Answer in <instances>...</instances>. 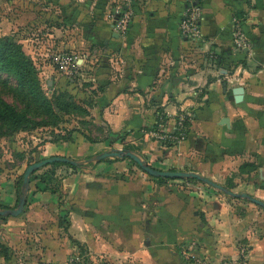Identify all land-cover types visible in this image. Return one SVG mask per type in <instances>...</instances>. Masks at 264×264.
I'll return each mask as SVG.
<instances>
[{"label":"crops","instance_id":"0c3cea01","mask_svg":"<svg viewBox=\"0 0 264 264\" xmlns=\"http://www.w3.org/2000/svg\"><path fill=\"white\" fill-rule=\"evenodd\" d=\"M82 1L47 5L87 25L80 38L97 45L101 88L92 124L68 141L47 142L43 156L85 158L130 144L156 169L195 171L263 201L264 0H128L123 8L132 15L122 33L103 0L91 1L92 16ZM190 2L201 8L198 41L179 33ZM234 15L244 17L248 49L234 47ZM180 113L189 116L180 142L148 133L158 114L171 130ZM57 172L56 192L30 180L24 210L8 220L37 232L41 261L62 263L84 247L110 264H198L180 254L189 247L209 264H264V208L246 199L189 183L198 180L160 182L127 158ZM0 196L16 205L13 184Z\"/></svg>","mask_w":264,"mask_h":264},{"label":"rangeland","instance_id":"374dc122","mask_svg":"<svg viewBox=\"0 0 264 264\" xmlns=\"http://www.w3.org/2000/svg\"><path fill=\"white\" fill-rule=\"evenodd\" d=\"M48 1L51 0H0V38L9 37L22 46L37 68L40 83L46 95L51 100L61 96L64 107L57 113L56 119L40 112L33 116L35 120H46L47 126H35L32 123L28 124L24 130L14 133L8 130L0 136V192H6L7 183L13 184L16 199L15 183L19 175L28 164L46 158L43 153L47 152L44 148L47 142L66 141L63 137L67 136L71 129L79 132L80 129H87L88 125L92 124L90 109L94 106V97L101 88V85L95 82V68L99 63L97 45L80 38V34L85 31L87 25L78 22L72 15L62 14L64 11L59 7L51 8L47 5ZM91 1L93 0H83L82 7L86 8L92 16L95 4ZM103 1V9L108 6L111 15L114 16L116 5H123L128 0ZM51 11L55 14L53 18ZM26 13L28 16H24ZM0 77L2 79L6 75L1 74ZM13 83L14 81L9 79L7 84L11 85L4 88L3 97L6 101L22 107L23 104L19 103L18 97L21 96L18 95L20 92L18 91L17 96ZM55 109L57 111V107ZM90 134L97 139L102 136L99 132ZM118 137L119 135L111 136L113 141ZM130 146V144H122L116 148L125 149ZM63 165L65 164L60 162L51 163L38 169L36 173L52 171L55 174L52 178L56 180H53L56 184L61 176L57 171ZM189 183L215 189L200 181ZM1 203H4V199L0 196V205H3ZM10 217L0 216L2 229L0 242L4 245L6 255V257L0 256V264H53L41 261L36 239L37 232L27 230L25 226L13 225L8 221L12 219ZM54 264L110 263L93 259L87 249L76 247L65 262Z\"/></svg>","mask_w":264,"mask_h":264},{"label":"trees","instance_id":"16d2710c","mask_svg":"<svg viewBox=\"0 0 264 264\" xmlns=\"http://www.w3.org/2000/svg\"><path fill=\"white\" fill-rule=\"evenodd\" d=\"M1 74H5L6 77H0V136L5 134L8 130L10 133H14L19 130H24L27 128L28 124H35V126H47L48 123L46 120H35L33 116L38 114L39 112L45 114L49 117L57 118V113L63 110V103L62 97H56L54 100H51L44 90L42 89L39 75L35 64L33 63L32 59L24 52L22 46L10 39L9 37L0 38V76ZM9 79L14 81L13 89L18 94L20 92L21 96L19 103L23 104L22 107H19L13 103H10L5 100L3 97L4 88L6 86L9 87L11 84H7ZM35 106H34V105ZM57 111H56V107ZM160 116L163 117V121L165 122V116L162 114H158L153 125L156 126V122L159 121ZM189 125V121H185L186 126V133L187 127ZM152 129V128H150ZM77 131L76 129H71L67 136L63 137V140H70L72 137V133ZM90 141L92 139L88 138ZM131 149H136L133 146H130ZM115 159V158H114ZM128 159V158H127ZM110 160V158L104 159ZM131 163L135 164L137 167L138 165L128 159ZM59 163V162H55ZM54 164V163H52ZM65 164V163H61ZM73 169L79 168L75 166H71L69 164H65ZM139 168V167H138ZM55 172V171H54ZM55 174L52 171H42L40 174H37L36 171L31 174L30 180H38L44 184V189H50L51 191L56 192L58 190L59 182L56 184L54 181L55 179L52 178ZM160 182H165L172 178H165V177H157ZM54 180V181H53ZM189 180H196V179H186ZM22 184V174L19 175L16 183L15 188L17 192V199L18 194L20 192V186ZM36 188L42 189L39 186ZM17 201V200H16ZM0 207H7L4 205H0ZM2 217V216H1ZM1 227H0V234H1ZM4 245L0 242V256L6 257L5 250L3 249Z\"/></svg>","mask_w":264,"mask_h":264},{"label":"water","instance_id":"95a60500","mask_svg":"<svg viewBox=\"0 0 264 264\" xmlns=\"http://www.w3.org/2000/svg\"><path fill=\"white\" fill-rule=\"evenodd\" d=\"M107 158H115V159H131L134 161L138 167L145 173L153 177H165V178H172V179H196L201 181L205 184L212 186L213 188L227 194L230 197L246 199L262 208H264V201L251 196L245 192L236 193L225 186L216 183L215 181L195 172V171H182V170H160L150 166L147 160L144 158L143 155L134 151L130 148L119 149L116 147H111L104 151L95 153L89 157L85 158H72L68 156H60V155H53L46 158H43L39 161L30 163L26 166L22 173V184L20 186V192L18 194V199L16 205L14 207H0V216H18L24 210L28 191L30 188V176L32 173L44 167L48 164L60 162L69 164L75 167H87L91 164L98 163L103 161Z\"/></svg>","mask_w":264,"mask_h":264},{"label":"built area","instance_id":"2783aa9c","mask_svg":"<svg viewBox=\"0 0 264 264\" xmlns=\"http://www.w3.org/2000/svg\"><path fill=\"white\" fill-rule=\"evenodd\" d=\"M117 5L115 8V14L117 15L116 30L119 32H125L128 29L132 11L130 9L123 8L124 5ZM201 20V8L197 4L190 2L184 8L181 19L179 21V33L182 37L191 41H198L201 37L200 30ZM244 17L240 15H234L231 18L232 23V41L234 47L237 50H244L250 47V43L245 37L243 30ZM188 115L180 113L176 116L174 129L167 130L163 117L160 116L159 121L156 122V126L151 127L148 133L157 141L175 143L180 142L186 136L185 121L189 120ZM180 254L186 260L193 261L198 264H209L205 259H199L192 253V249L189 247H182ZM220 264H235V262L224 260Z\"/></svg>","mask_w":264,"mask_h":264}]
</instances>
